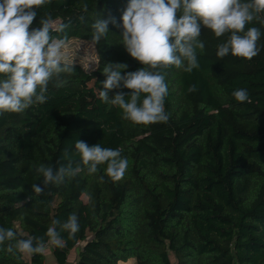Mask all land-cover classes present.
<instances>
[{
    "label": "trees",
    "instance_id": "16d2710c",
    "mask_svg": "<svg viewBox=\"0 0 264 264\" xmlns=\"http://www.w3.org/2000/svg\"><path fill=\"white\" fill-rule=\"evenodd\" d=\"M128 3L51 0L36 9L29 32L47 15L54 27L69 25L68 41L91 44L97 18L113 17L116 23H109L106 39L94 46L93 70L74 63L73 74H62L65 86L49 84L45 103L0 114V227L23 238L39 237L53 219L64 222L75 212L80 231L71 240L62 233L66 247L54 248L59 264H66L75 248L77 264L130 259L172 264L171 254L176 264H264V49L251 61L230 54L217 59L223 38L202 27L200 67L191 73L174 66L164 70L168 123L134 124L99 99L106 64L125 63V72L144 67L121 44ZM251 26L261 27L253 22L246 28ZM191 85L196 92H188ZM240 88L247 89L251 102L235 100L232 92ZM118 91L131 90L113 89L109 96ZM86 102L93 107L86 108ZM76 140L122 149L129 161L123 179L112 182L106 165L93 175L85 168L36 197L31 185L42 183L36 167L69 160L75 166ZM29 195L32 199L21 204ZM0 264L46 262L45 255L16 258L0 251Z\"/></svg>",
    "mask_w": 264,
    "mask_h": 264
},
{
    "label": "clouds",
    "instance_id": "9594fccd",
    "mask_svg": "<svg viewBox=\"0 0 264 264\" xmlns=\"http://www.w3.org/2000/svg\"><path fill=\"white\" fill-rule=\"evenodd\" d=\"M50 2L0 0V114L22 113L33 105L45 103L49 84L63 87L66 80L62 74L75 72L74 61H69L65 51L69 39L65 29L69 25L61 23L54 27L53 19L46 15L40 20L41 27L29 32L37 16L36 9ZM253 22L261 27L246 28ZM109 23L115 24V18H97L91 25L93 46L106 39ZM202 27L216 38H223L216 45L217 59L230 54L251 61L264 49L261 42L264 0H129L122 15L121 44L144 67L125 72L128 68L125 63L106 64L103 68L106 79L99 99L119 108L122 119L134 124L168 123L170 114L165 110V98L169 89L164 70L174 66L191 73L200 67L197 49H205ZM121 88L131 91H118L109 96L110 90ZM196 91V85L189 86V93ZM232 96L239 102H251L244 88L234 90ZM74 148L80 157L75 166L69 160L66 165L58 162L59 166L36 167L37 176L42 178L41 184L31 185L36 197L45 195L51 186L59 187L66 180L74 179L85 168L88 175H93L100 171L99 166L106 165L105 175L117 182L129 167L128 158L120 148H105L100 143L89 146L82 140H76ZM31 199L29 195L20 203ZM79 231V217L75 212L64 222L53 219L45 234L39 237L23 238L12 228L0 227V251L16 258L45 255L50 246L66 247L62 233H67V239L71 240Z\"/></svg>",
    "mask_w": 264,
    "mask_h": 264
},
{
    "label": "rangeland",
    "instance_id": "374dc122",
    "mask_svg": "<svg viewBox=\"0 0 264 264\" xmlns=\"http://www.w3.org/2000/svg\"><path fill=\"white\" fill-rule=\"evenodd\" d=\"M66 54L69 61H74V63L81 64L87 70H93L97 63L98 57L94 46L88 42L71 39L68 41V46L66 48ZM86 108L93 107L92 103L86 102L84 104ZM172 264H176L175 257L171 254ZM119 264V263H118ZM130 264H137L136 261H131Z\"/></svg>",
    "mask_w": 264,
    "mask_h": 264
},
{
    "label": "crops",
    "instance_id": "0c3cea01",
    "mask_svg": "<svg viewBox=\"0 0 264 264\" xmlns=\"http://www.w3.org/2000/svg\"><path fill=\"white\" fill-rule=\"evenodd\" d=\"M77 259H78V249L75 248L69 254V256L67 258V261H66V264H77ZM134 260L135 259H130L127 262H131V261H134ZM45 262H46V264H59L57 262L55 256H54V251L51 249V246H50V249L47 252V254H45ZM122 263H126V262H122V261L119 262V264H122Z\"/></svg>",
    "mask_w": 264,
    "mask_h": 264
},
{
    "label": "built area",
    "instance_id": "2783aa9c",
    "mask_svg": "<svg viewBox=\"0 0 264 264\" xmlns=\"http://www.w3.org/2000/svg\"><path fill=\"white\" fill-rule=\"evenodd\" d=\"M80 245H81L80 243L77 244V246H80ZM51 249L54 251V248L51 247Z\"/></svg>",
    "mask_w": 264,
    "mask_h": 264
},
{
    "label": "bare ground",
    "instance_id": "6f19581e",
    "mask_svg": "<svg viewBox=\"0 0 264 264\" xmlns=\"http://www.w3.org/2000/svg\"><path fill=\"white\" fill-rule=\"evenodd\" d=\"M122 264H130V262L122 263Z\"/></svg>",
    "mask_w": 264,
    "mask_h": 264
}]
</instances>
